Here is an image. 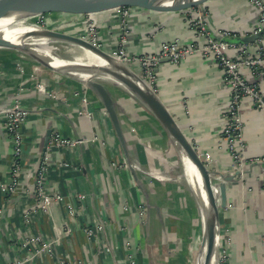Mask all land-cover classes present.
Returning a JSON list of instances; mask_svg holds the SVG:
<instances>
[{
	"label": "crops",
	"instance_id": "1",
	"mask_svg": "<svg viewBox=\"0 0 264 264\" xmlns=\"http://www.w3.org/2000/svg\"><path fill=\"white\" fill-rule=\"evenodd\" d=\"M46 18L48 26L61 22L73 35H84V22L93 18L102 49L114 51L123 37L124 54L135 58L156 54L165 42L202 44L192 25L196 18L211 35L226 31L235 38L248 36L259 23V12L248 0H209L185 14L130 9L124 29L115 10L83 16L54 13ZM259 46L264 52V42L246 48L252 53ZM234 53L231 50L229 55ZM246 75L249 81L258 82L264 95V81ZM38 84H44L53 96L38 91ZM105 85L115 101L126 152L103 106L81 80L56 76L30 58L0 49V184L9 180L11 158L2 114L16 103L27 112L20 183L14 195L0 193V264H122L129 236L136 247L128 252L137 264H149L147 240L152 243L165 220L182 245L190 239L193 227L201 230L196 193L170 138L125 90ZM153 86L209 170L229 177L234 171L233 159L219 140L229 91L215 60L197 53L177 64L160 61ZM240 116L247 164L240 183H224L230 187H226L227 206L219 211L220 250L227 254L222 264H264V168L259 165L264 158V115L244 100ZM54 134L87 141L72 148L51 147ZM42 159H46L45 188L74 204L76 215L67 216L64 202L48 212L36 205L34 176ZM180 168L181 182L176 170ZM136 207L142 209L147 231L138 222ZM27 212L29 223L24 222ZM185 212H189L188 218ZM85 228L93 231L92 238L85 236ZM58 233L61 238L56 241ZM31 236L54 244L31 257L35 246L26 243ZM105 248L110 250L109 256ZM184 251L187 254L185 247ZM187 255L181 264H186Z\"/></svg>",
	"mask_w": 264,
	"mask_h": 264
},
{
	"label": "water",
	"instance_id": "2",
	"mask_svg": "<svg viewBox=\"0 0 264 264\" xmlns=\"http://www.w3.org/2000/svg\"><path fill=\"white\" fill-rule=\"evenodd\" d=\"M209 0H0V49L9 50L21 54L33 60L36 64L56 73L69 75L67 77L79 79L86 89H89L103 106L105 113L112 126L118 143L126 152V142L120 120L116 111L115 101L106 87L105 83L115 84L122 88L134 100L144 106L151 116L156 120L165 134L170 138L177 151L179 158L184 163L188 162L194 176L191 177L193 190L199 202L201 213V242L200 246L205 247L204 264H220V221L219 211L226 208V187L225 182H232V185L240 183L239 176L242 172L236 170L237 165L233 162L234 171L229 177L221 176L209 170L201 160L200 156L186 137L182 128L170 113L169 109L162 102L160 97L135 70L132 64H126L112 56L101 47L94 46L89 40L70 33L60 32L52 28H42L38 25L33 27L43 30L51 43H59L65 46H75L91 52L94 55L114 62H120L125 68L122 74H115L107 69H98L97 76L91 78L76 77L55 67L35 46L34 41H29L25 35L19 34L12 37L1 31L4 24L24 23V21L43 16L46 14H69L75 16L95 15L120 8L140 9L147 12L163 14H181L206 4ZM258 27V25L256 26ZM255 27V28H256ZM264 38V23L260 32L234 38V44H253ZM49 44V45H50ZM48 56V55H47ZM160 61L168 62L169 59ZM100 75V76H99ZM264 168V158L259 164ZM185 171H187L186 166ZM245 174V171L243 172Z\"/></svg>",
	"mask_w": 264,
	"mask_h": 264
},
{
	"label": "built area",
	"instance_id": "3",
	"mask_svg": "<svg viewBox=\"0 0 264 264\" xmlns=\"http://www.w3.org/2000/svg\"><path fill=\"white\" fill-rule=\"evenodd\" d=\"M248 2L259 12L258 27L254 28L251 33L256 34L260 32L261 26L264 23V4L261 0H248ZM129 10L130 9L128 8L115 10L119 14V19L123 26L122 29L125 28L126 19L129 16ZM189 22L191 24L193 21L191 20ZM196 22L197 23L192 25L198 30L196 33L198 34V38H202V44H196L195 42L192 45H182L177 41L165 42L160 45L158 52L154 55L130 58L124 54L122 46L125 45L126 39L122 37L118 42L117 48L109 53L126 64L135 65L136 72L153 88L155 69L161 59H169L170 62L177 64L186 57L197 53L212 57L218 65L222 74L223 83L227 86L229 91V100L224 110V124L220 132L219 140L225 144L229 155L237 165L236 170L242 172L239 176L240 178L243 176L245 165L247 164L242 152L243 124L241 121L240 109L243 101L247 100L252 107L261 111L264 115L263 92L260 89L258 82L249 81L246 74L249 73L251 77L264 81V52L259 46L254 52L250 53L246 48L247 45L234 44L232 40L235 36L231 33L224 31L211 35L206 31L204 23L200 18H196ZM97 26L98 24L95 19L88 18L84 22L85 34L80 36L89 40L94 46L101 47L97 39ZM262 40H258L260 44L264 42V38ZM231 50H235V53L229 55ZM36 88L38 91L46 93L48 96H53L51 92L45 89L44 84H38ZM26 119L27 112L21 109L17 103L2 114L4 132L11 145L9 180L6 184H0V193L5 196H12L16 193L22 176L23 171L20 163L24 145L22 128ZM86 141L87 140L83 139H69L61 137L59 134H54L51 137L50 146L57 148H72L84 144ZM45 162L46 159H42V161L39 162L34 176V189L32 193L34 194L36 205L40 210L48 212L53 205L64 202V209L67 216L72 217L76 215L78 211L74 204L71 202H65L61 194H51L45 188L44 180L47 172ZM125 166L128 168L130 165L127 163ZM153 175L152 177L155 179L158 177V174ZM79 200L83 201L84 197L80 196ZM137 213L138 215L142 214L141 212L139 213V210ZM28 220L29 213L27 212L24 215V222L29 223ZM96 230H100V227L96 226ZM83 232L88 239L93 237V231L89 228H85ZM59 233L56 237V241L61 238V233ZM26 243L30 246H35L34 253L31 254V257H36L39 256L40 253H43L44 251L46 252L51 247L52 243L54 244V241L47 243L39 236H31L27 238ZM104 253L108 256L111 254L108 248L104 249ZM130 257L131 256L128 255L127 258L131 260ZM226 259L227 254L225 251L220 250V264L225 262ZM131 261L130 264H136L134 260ZM16 264L20 263L17 262ZM72 264L83 263L73 262Z\"/></svg>",
	"mask_w": 264,
	"mask_h": 264
},
{
	"label": "rangeland",
	"instance_id": "4",
	"mask_svg": "<svg viewBox=\"0 0 264 264\" xmlns=\"http://www.w3.org/2000/svg\"><path fill=\"white\" fill-rule=\"evenodd\" d=\"M49 15L50 14L43 15L44 17H41V16L34 17V18H31V19H28V20L24 21V23L27 26L38 25V26H40L42 28H53V29H56V30H58L60 32H64L65 31V32L71 33L70 29L63 28V27L60 26L61 22H58L54 26H48L46 17H49ZM67 27H69V26L67 25ZM61 28H63V29H61ZM72 33H74V32H72ZM50 47L52 48L53 52H56L57 54L61 55L64 58L77 59V60H80V61L83 60V56H82L81 53L76 52V51H74L72 49H69L68 46H65V45H62V44H59V43H51ZM53 74H56V76H66V77L69 76V75H66V74L56 73V72H53ZM176 170H177V175L178 174L180 175L179 178H178V181H180L183 178V176H182L183 169L180 168V169H176ZM151 175H153V174H151ZM193 197L195 198L194 194H193ZM138 210H139V213L140 212L142 213V209L140 207H136V212ZM188 213L189 212H185L184 213V217L185 218L189 217ZM142 216H143V213L141 215H138V220H139L138 222L141 223L142 226H144V229H146V231H147L148 225H147L146 221L143 218L144 216L143 217ZM198 222L199 223L201 222L200 212H199V216H198ZM166 224H168L167 220H165L164 226H162V227L158 226L157 227V229H158L157 230L158 232H156L157 236L155 237L154 240L152 239V243L150 242V240H147L146 248H148L147 253H148V256L150 258L149 264H170V262H172L173 264H181L183 262L185 263V258L184 257L187 254L188 255H187L186 264H193L192 263L193 262L192 261L193 257L197 254V250H199V248L201 247L200 246L201 230L200 231H196V226H195V229L193 227L190 239L187 240V242H184L185 245H182L180 240L178 238L174 237L173 233H171V231H169V227ZM131 247L134 248L136 246L134 245L133 241L131 240V237L129 236L128 240L125 242L126 254L124 256V260L122 261V264H128V263L130 264V262H132L131 260H134V262H136V259L132 255V253L128 252L131 249ZM184 247L187 249V254L184 251ZM169 251H173V252L170 253ZM128 255L131 256L130 257L131 260L129 258H127Z\"/></svg>",
	"mask_w": 264,
	"mask_h": 264
},
{
	"label": "bare ground",
	"instance_id": "5",
	"mask_svg": "<svg viewBox=\"0 0 264 264\" xmlns=\"http://www.w3.org/2000/svg\"><path fill=\"white\" fill-rule=\"evenodd\" d=\"M1 31L6 34H12L11 36L14 38L15 36L23 33V35H25L27 39H29V41L37 40L35 42L37 45L35 46L39 49L40 52H42L43 55L45 54L48 55V56L45 55V57L50 61L52 65H55V67L63 69L65 72H68L69 74H73L76 77H81L85 79L91 77H98L97 76L98 69H107L115 74H122L123 72L126 71L124 66H122L121 63L118 61L114 62L111 60L110 61L104 60L98 57L97 55L92 54L91 52H88L86 50H83L75 46H69V49L81 53L83 56V60L80 61L77 59L64 58L61 55L57 54L56 52H53L52 48L49 45L50 44L49 42L51 41H49V39L46 37V34L43 30H40L33 26H27L25 25V23H12V24L6 23L2 26ZM184 165L187 168L186 175L190 179L192 176L193 178H195L194 176L195 174L191 165L185 160H184ZM200 217H201V213H200ZM205 252H206L205 247H200L199 250H197V254L193 257L192 263L204 264Z\"/></svg>",
	"mask_w": 264,
	"mask_h": 264
}]
</instances>
